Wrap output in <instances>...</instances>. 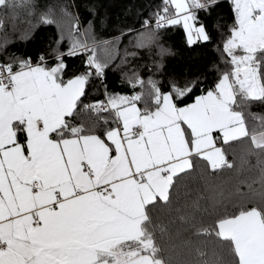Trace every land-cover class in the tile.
<instances>
[{
	"label": "snow or ice",
	"instance_id": "6c2138e0",
	"mask_svg": "<svg viewBox=\"0 0 264 264\" xmlns=\"http://www.w3.org/2000/svg\"><path fill=\"white\" fill-rule=\"evenodd\" d=\"M230 4L210 86L167 72L159 33L181 25L189 45L210 42L200 14L220 0H161L136 33L153 67L147 79L125 71L132 94L119 95L103 83L111 57L98 55L112 41L93 21L81 25L67 3L0 0V29L17 30L23 12L22 37L59 24L57 12L69 25L35 59L0 40V264H264V0ZM97 80L103 99L90 96Z\"/></svg>",
	"mask_w": 264,
	"mask_h": 264
},
{
	"label": "trees",
	"instance_id": "16d2710c",
	"mask_svg": "<svg viewBox=\"0 0 264 264\" xmlns=\"http://www.w3.org/2000/svg\"><path fill=\"white\" fill-rule=\"evenodd\" d=\"M37 11H44L49 6L67 3L72 5L71 11L76 13L83 26H87L89 20L94 22L95 35L98 40L112 41L106 51L98 52V55L110 59L109 68L106 70V79L103 81L107 85V91L110 94L130 95L131 88L124 81L123 73L130 68L139 66L141 75L147 79L149 68L153 67L152 59L146 50H140L135 47L138 32H147L144 28L146 20H153L154 13L161 7V0H34ZM221 6L217 7L210 16L201 13V20L207 25L211 33L210 42H197L189 45L186 39V33L181 25L171 26L161 30L159 33L160 43L171 50V55L165 59V68L167 72L180 80L200 78L202 86H210L225 65L223 59L226 54L223 53V42L228 34L229 27L234 23V17L231 11L230 0H220ZM20 19L16 21L17 30H13L11 22L5 21V28L0 29V40L5 37L9 40L7 54H15L21 57L31 56L36 58L37 54L57 37L58 29L69 26L65 20L60 19L57 12L59 24L41 25L30 36H21L28 25L23 12L20 13ZM129 30H132L131 33ZM119 37V39H114ZM67 41L63 48L67 49ZM99 47H103L100 45ZM136 51L138 56L133 59L129 53ZM68 63L73 69L82 66L80 58H69ZM153 78H158L153 76ZM197 90L195 95H199ZM91 98H104V88L99 80L95 81V86L90 92ZM189 103L192 101L189 100ZM240 156L248 159L255 165L257 159L255 156H247L244 148L237 149ZM258 168L251 173L258 176ZM246 175L248 173H245ZM234 177L225 175L217 181L228 187L233 182ZM259 183L253 184V188H259ZM248 192L247 186L241 189ZM190 211L199 212L200 209L195 205H190ZM177 245L181 243V238L176 240ZM173 258L177 261L184 259L179 249L173 250Z\"/></svg>",
	"mask_w": 264,
	"mask_h": 264
},
{
	"label": "built area",
	"instance_id": "2783aa9c",
	"mask_svg": "<svg viewBox=\"0 0 264 264\" xmlns=\"http://www.w3.org/2000/svg\"><path fill=\"white\" fill-rule=\"evenodd\" d=\"M147 21V20H146ZM153 23H154V19H153Z\"/></svg>",
	"mask_w": 264,
	"mask_h": 264
}]
</instances>
